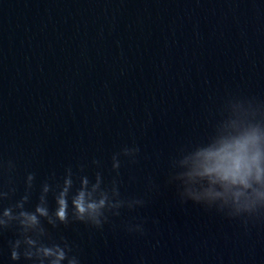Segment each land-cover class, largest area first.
I'll return each instance as SVG.
<instances>
[{
  "label": "water",
  "instance_id": "1",
  "mask_svg": "<svg viewBox=\"0 0 264 264\" xmlns=\"http://www.w3.org/2000/svg\"><path fill=\"white\" fill-rule=\"evenodd\" d=\"M230 99L264 105V0H0V211L30 173L28 210L67 168L77 187L99 172L144 203L100 229L45 224L80 264H264V218L182 201L170 182ZM125 147L139 151L113 170ZM17 236L0 231V264H30L9 258Z\"/></svg>",
  "mask_w": 264,
  "mask_h": 264
},
{
  "label": "clouds",
  "instance_id": "2",
  "mask_svg": "<svg viewBox=\"0 0 264 264\" xmlns=\"http://www.w3.org/2000/svg\"><path fill=\"white\" fill-rule=\"evenodd\" d=\"M138 148H123L112 157L113 170H118V157L134 158ZM99 164L98 161H93ZM13 165L8 164L11 171ZM175 173L170 182L179 181L182 201L191 200L206 208H215L230 219L264 218V105L252 100H228L206 141L191 149H181L172 161ZM81 171L83 169L81 168ZM71 168L65 170L62 183L45 182L41 186L38 203L32 210L29 202L34 174L26 179V192L15 204L0 211V231L15 227L18 236L8 242L9 258L13 262L30 264H80L72 246L61 237L56 242L45 224L53 228L73 222L91 225L97 229L108 221L109 214L118 216L123 207L142 206L140 199L120 198L117 181L105 186L101 173L95 180L87 175L78 176L75 185ZM15 191V189H10ZM52 194L55 208L50 209L48 195ZM9 192L0 191V200ZM130 232H143L141 225L129 226Z\"/></svg>",
  "mask_w": 264,
  "mask_h": 264
}]
</instances>
